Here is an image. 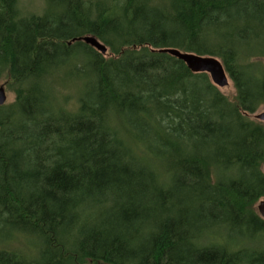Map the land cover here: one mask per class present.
I'll return each instance as SVG.
<instances>
[{
    "label": "trees",
    "instance_id": "1",
    "mask_svg": "<svg viewBox=\"0 0 264 264\" xmlns=\"http://www.w3.org/2000/svg\"><path fill=\"white\" fill-rule=\"evenodd\" d=\"M1 78L0 264H264V0H0Z\"/></svg>",
    "mask_w": 264,
    "mask_h": 264
},
{
    "label": "rangeland",
    "instance_id": "2",
    "mask_svg": "<svg viewBox=\"0 0 264 264\" xmlns=\"http://www.w3.org/2000/svg\"><path fill=\"white\" fill-rule=\"evenodd\" d=\"M17 1V9L19 11V14L21 16H38L43 13L44 10V0H16ZM227 74V73H226ZM228 78V85L224 88H220L217 90L219 93L224 96L229 102L234 103L236 100V91L233 86V83L231 79ZM4 78L0 79V85L5 86V93H6V104L5 105H11L14 102L15 96H14V90L10 89L9 85H5ZM68 91L71 92V88H68ZM66 91H64L65 93ZM70 108V106H69ZM264 112V105L260 107L255 114L250 115L249 118L252 121L259 122L254 118L255 115H258L260 113ZM264 124L263 122H259ZM264 168V165L262 166V169ZM257 205V204H256ZM256 207V206H255ZM16 232L9 230L0 232V248L5 249L6 251L11 252H17L22 253L24 256L30 257L33 260L38 259V250L40 247V242L37 241L36 238H32L29 235H22L21 237H17L15 234ZM10 238L9 242H6L7 239ZM5 242V243H4ZM90 264V263H89Z\"/></svg>",
    "mask_w": 264,
    "mask_h": 264
},
{
    "label": "water",
    "instance_id": "3",
    "mask_svg": "<svg viewBox=\"0 0 264 264\" xmlns=\"http://www.w3.org/2000/svg\"><path fill=\"white\" fill-rule=\"evenodd\" d=\"M81 41L102 55L107 53V48L100 43L93 36H85L77 39H73L72 42ZM70 44V43H69ZM160 53L168 54L178 60H180L186 68L192 74H206L211 82V84L218 89L224 88L228 85L227 74L221 64V62L209 56H198L192 53L181 52L177 49H162L159 50ZM6 104V93L5 86L0 85V107ZM254 118L259 122L264 123V112L255 115ZM264 171V168H263ZM256 211L260 218L264 220V197L258 201L256 205Z\"/></svg>",
    "mask_w": 264,
    "mask_h": 264
}]
</instances>
